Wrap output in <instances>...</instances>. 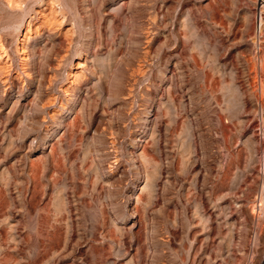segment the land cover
I'll return each instance as SVG.
<instances>
[{
    "label": "rangeland",
    "instance_id": "rangeland-1",
    "mask_svg": "<svg viewBox=\"0 0 264 264\" xmlns=\"http://www.w3.org/2000/svg\"><path fill=\"white\" fill-rule=\"evenodd\" d=\"M22 2L0 0V264H262L264 0Z\"/></svg>",
    "mask_w": 264,
    "mask_h": 264
},
{
    "label": "built area",
    "instance_id": "built-area-1",
    "mask_svg": "<svg viewBox=\"0 0 264 264\" xmlns=\"http://www.w3.org/2000/svg\"><path fill=\"white\" fill-rule=\"evenodd\" d=\"M259 86L261 85V76L258 74ZM256 133L261 141L264 143V107L260 106V115L256 123Z\"/></svg>",
    "mask_w": 264,
    "mask_h": 264
},
{
    "label": "bare ground",
    "instance_id": "bare-ground-1",
    "mask_svg": "<svg viewBox=\"0 0 264 264\" xmlns=\"http://www.w3.org/2000/svg\"><path fill=\"white\" fill-rule=\"evenodd\" d=\"M8 6H10V8L12 7H16V8H21L22 5H23V2L22 0H6ZM61 9H59V12H60Z\"/></svg>",
    "mask_w": 264,
    "mask_h": 264
},
{
    "label": "water",
    "instance_id": "water-1",
    "mask_svg": "<svg viewBox=\"0 0 264 264\" xmlns=\"http://www.w3.org/2000/svg\"><path fill=\"white\" fill-rule=\"evenodd\" d=\"M262 264H264V259H263V262H262Z\"/></svg>",
    "mask_w": 264,
    "mask_h": 264
}]
</instances>
